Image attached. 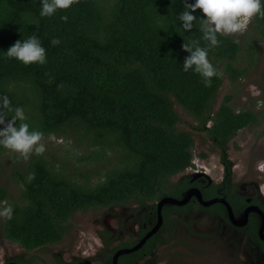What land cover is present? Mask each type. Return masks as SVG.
I'll list each match as a JSON object with an SVG mask.
<instances>
[{"label":"trees","instance_id":"1","mask_svg":"<svg viewBox=\"0 0 264 264\" xmlns=\"http://www.w3.org/2000/svg\"><path fill=\"white\" fill-rule=\"evenodd\" d=\"M184 2L193 0H76L42 17L41 0H0V96L8 97L13 110L23 109L25 118L15 126L27 123L29 131H40L42 137L76 135L91 150L87 163L98 166L91 184L87 166L66 170L53 154L30 153L24 171H16L20 197L12 199L0 184V212L12 209L10 218L0 215V240L31 251L61 241L69 220L80 211L137 204L146 207L142 216L147 223L157 215L163 197L181 199L192 188L204 200L223 195L217 192L219 186L202 187L188 177L171 181L192 166L194 145L192 134L177 126L174 106L220 148L227 174L226 144L240 129L258 124L259 114L236 109L232 94L213 110L223 80L234 83L245 73L237 65L242 46L232 34H217L218 44L209 46L199 27L200 9L192 13L197 16L192 29L184 31L178 18L186 10ZM251 23L264 42V15L254 14ZM33 35L45 49V63L24 65L5 55L16 40ZM54 39L59 43L53 44ZM183 44L207 50L216 72L210 84L192 68L183 70L189 55ZM259 90L264 99V73ZM0 114H7V121L14 111L0 109ZM9 151L0 145V158ZM225 196L234 206V199ZM197 210L226 215L219 203L203 205L190 198L183 204H164L162 221L169 225L171 214L183 217ZM154 237L122 255L118 264H134L140 259L136 255L151 254ZM132 246L121 242L116 249Z\"/></svg>","mask_w":264,"mask_h":264},{"label":"rangeland","instance_id":"2","mask_svg":"<svg viewBox=\"0 0 264 264\" xmlns=\"http://www.w3.org/2000/svg\"><path fill=\"white\" fill-rule=\"evenodd\" d=\"M251 18L242 31L231 33L241 43L237 65L245 67V73L234 83L228 78L223 80L213 110L226 94H232L234 107L254 110L259 114V122L240 129L226 144L232 173L225 178L219 147L213 144L205 131L196 129V122L175 105L179 117L177 126L192 134L194 145L192 166L174 175L171 178L173 183L184 176L194 175H202L196 179L202 181L203 175H207L211 181L224 183L225 187L238 193L245 190V194L252 195L255 184H261L264 189V99L259 90L264 73V42L251 25ZM250 41L254 42L253 46H248ZM40 143L45 148L43 154L55 155L57 160L63 161L66 170L74 166L84 170L87 166L85 173L89 174V183L94 182L96 176L93 174L98 166L94 162L87 163L91 150L84 139L73 134L50 135L42 137ZM64 154L67 158L63 157ZM27 159L13 150L0 158V184L14 200L20 197L22 190L16 171H24V160ZM78 178L84 180L83 177ZM245 182H250L247 189ZM145 210L146 207L137 204H123L80 211L69 220L68 230L61 241L31 251L2 239L0 264H17L15 259L29 264H71L78 261L81 264H113V256L107 258L108 252L113 250L115 254L121 249H116L119 243L137 240L135 235L144 226ZM199 211L175 217L173 225L159 231L151 255L136 264H264L260 253L250 249L241 236L225 227L222 219ZM156 221L155 214L146 225H155ZM163 225L161 223V228Z\"/></svg>","mask_w":264,"mask_h":264},{"label":"clouds","instance_id":"3","mask_svg":"<svg viewBox=\"0 0 264 264\" xmlns=\"http://www.w3.org/2000/svg\"><path fill=\"white\" fill-rule=\"evenodd\" d=\"M76 0H41L40 16H52L58 9H67ZM264 0H193L192 3L184 2L185 11L179 14L180 26L184 31H189L193 27V22L197 16L192 13L200 9L203 16H200L199 27L203 34V39L209 42V46L218 44L217 34H231L242 31L250 17L254 14L264 15L261 4ZM62 20H67L66 16H61ZM53 44L59 43L53 40ZM189 55L183 61V70L192 68L205 78V83L210 84L209 78L216 74L212 64L207 58V50L199 46L192 47L187 44L182 45ZM5 55L15 58L24 65L29 63H45V49L36 36H29L27 39H18L5 50ZM0 109H7L14 115L9 120H5L7 114H0V145L6 149L18 152L25 159L32 152L42 154L45 150L40 143L42 133L40 131H29L27 123L15 126L17 119L24 120V112L20 107L14 110L10 106L7 96H0ZM11 206L0 212V215L11 217Z\"/></svg>","mask_w":264,"mask_h":264},{"label":"flooded vegetation","instance_id":"4","mask_svg":"<svg viewBox=\"0 0 264 264\" xmlns=\"http://www.w3.org/2000/svg\"><path fill=\"white\" fill-rule=\"evenodd\" d=\"M226 155H227V159L230 163V168L228 170V174H227V171H226L224 164L222 162L221 163L224 167L225 178H228V176L231 175V173H232V164H231L229 156L227 154V148H226ZM203 156H204V154H203ZM192 161H193V158H192ZM220 161H221V155H220ZM201 176L200 175L199 176L198 175L184 176L182 178L188 177L190 182H194L196 184L200 183L202 185V187H203V185H217V186H219V187H217V192L219 194H223V195L222 196L218 195V196L213 197V198H224L226 200V202L231 207L232 214H233V217H234L236 223H233L232 220L230 219L227 207L223 202L217 201L215 203H219L224 207L225 213H226L225 217L223 218V217H220L218 215H215V216H217L218 218L223 220V224L225 227L227 226L228 229L233 230L235 233H237L239 236H241L243 238V241L249 246L250 249L257 250L261 255L260 257L264 258V246L262 245V243H264V227H263L262 234H260V229H261L263 222H264V189H263V186L261 184H255L254 185V193L252 195H250V194H245L244 193L245 190L238 193L235 190H233V188L225 187L224 183H215V182L211 181V179L207 175H203L204 176L203 178H205V179L203 180V178H202V181L196 180L198 177H201ZM181 179H179V180H181ZM249 183L250 182L244 183V186L246 189L248 188V186H250ZM193 189H196V188H193ZM223 189L228 190V191L224 194ZM227 194H229L234 199V206L226 199L225 195H227ZM200 196H201V194H200ZM192 198L198 200L194 195L191 197V199ZM201 199L203 201H209V200H204L202 197H201ZM197 211H199V210H197ZM246 211H247V213H245ZM192 212L193 211H190L188 214H190ZM204 213L213 215V214L208 213V212H204ZM175 217H177L175 213L171 214L170 219H169L171 221V223L169 225H166L164 220H163L161 222L162 224H164L163 228H161V224H160V227L158 228V230L147 239V240H149L151 237L155 236L154 241H153L154 248H155V244L157 241L159 231H161L162 229H166L167 227H170L171 225H173V221H174ZM156 219H157V215H156ZM143 225L144 226L140 227L139 231L135 235V238H137V240L136 241H129V242L133 243V246H134V244H137L148 231L151 230V228L153 227L154 224L146 225V223H143ZM146 228H147V230L142 233L141 231L143 229H146ZM146 241H145V243H146ZM129 242H124V243H129ZM110 252L111 251H109L108 254ZM113 252H112V254L114 255ZM112 254L108 255L107 258H112V256H113ZM126 254H128V253H126ZM122 255H124V254H122ZM122 255H120L118 257V259ZM149 255H151V254H149ZM147 256H144V255L137 256L136 255L134 258H140V259L138 261H135L134 264L141 262ZM118 259H117V264H118ZM78 263L81 264L79 261L78 262H72L71 264H78Z\"/></svg>","mask_w":264,"mask_h":264},{"label":"water","instance_id":"5","mask_svg":"<svg viewBox=\"0 0 264 264\" xmlns=\"http://www.w3.org/2000/svg\"><path fill=\"white\" fill-rule=\"evenodd\" d=\"M197 189H190L188 190V192L181 198V199H176V198H173V197H163L159 202H158V205H157V222L156 224L151 228L150 231H148L142 238L141 240L135 244L134 246L130 247V248H121L119 249L117 252H115V254L113 255V264H117V259L120 255L122 254H126V253H130V252H133V251H136L138 250L140 247H142V245H144L145 241L152 235L154 234L158 228L160 227V224L162 222V216H161V207L164 205V204H183L185 203L186 201H188L193 195L203 204V205H209V204H212V203H215V202H223L226 207H227V210H228V214H229V217L230 219L232 220L233 223H236L234 217H233V214H232V210H231V207L230 205L226 202V200L224 198H214V199H211L209 201H203L201 199V196H200V193ZM247 213V211L245 212ZM263 227H264V222H263V225L260 229V234H262L263 232Z\"/></svg>","mask_w":264,"mask_h":264}]
</instances>
